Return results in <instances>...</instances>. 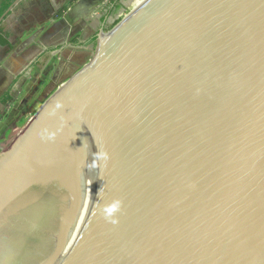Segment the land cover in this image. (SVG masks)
Masks as SVG:
<instances>
[{
    "label": "water",
    "instance_id": "95a60500",
    "mask_svg": "<svg viewBox=\"0 0 264 264\" xmlns=\"http://www.w3.org/2000/svg\"><path fill=\"white\" fill-rule=\"evenodd\" d=\"M111 33L0 155V224L58 192L40 264H264V0H146Z\"/></svg>",
    "mask_w": 264,
    "mask_h": 264
},
{
    "label": "crops",
    "instance_id": "0c3cea01",
    "mask_svg": "<svg viewBox=\"0 0 264 264\" xmlns=\"http://www.w3.org/2000/svg\"><path fill=\"white\" fill-rule=\"evenodd\" d=\"M16 1L0 0V8L13 5L0 23V119L15 97L37 93L30 82L49 77L55 63L61 62L62 50L81 48L93 39L98 23L99 32H104L123 16L119 9L111 13V0ZM60 75L51 76L52 84ZM34 114L28 112L26 122Z\"/></svg>",
    "mask_w": 264,
    "mask_h": 264
},
{
    "label": "rangeland",
    "instance_id": "374dc122",
    "mask_svg": "<svg viewBox=\"0 0 264 264\" xmlns=\"http://www.w3.org/2000/svg\"><path fill=\"white\" fill-rule=\"evenodd\" d=\"M146 0H122L123 6L121 5L118 9L123 16L118 19V23L123 20L129 13L137 9ZM124 11V12H123ZM101 28V23H98L94 27L93 39L87 43H83L81 48L75 50L65 49L61 51V62H56L49 77L44 78L40 81H31V89H35L36 92H43V95L39 93L32 94L33 96L21 94L15 97L13 102H11L10 107L4 113L0 119V155L8 152V150L13 145L16 137L18 136L20 130L27 123L26 114L28 112H35L41 108V106L53 95V93L61 88L66 81L75 75L79 70L89 64L95 57V52L97 48V38L101 33L99 29ZM113 27L105 30L103 35L107 34ZM76 37L75 40H78ZM69 60V61H68ZM66 63V66H65ZM59 66V68H58ZM61 72L60 79L57 81L56 77L53 81H57L52 84V75H57ZM33 89V90H34ZM40 98V99H39Z\"/></svg>",
    "mask_w": 264,
    "mask_h": 264
},
{
    "label": "trees",
    "instance_id": "16d2710c",
    "mask_svg": "<svg viewBox=\"0 0 264 264\" xmlns=\"http://www.w3.org/2000/svg\"><path fill=\"white\" fill-rule=\"evenodd\" d=\"M121 1L122 0H111V13L121 6ZM10 4L0 8V18L6 12ZM63 11H65V9H62L61 15ZM117 23L118 22H115L112 27ZM0 34L2 33L0 32ZM19 207L16 209L15 213L20 214L23 218V220L20 221L22 224L12 226V230L17 232L19 238L12 240V242H16H8L6 244L8 250L12 249L14 253L13 256L16 255V259H14L15 264H36L37 261L34 262V259L37 257L41 242L47 238V235H45L46 232L53 226L52 224L56 211L51 210V207H47L45 203L42 205L35 204L25 206L22 204V206ZM23 236L26 239L25 242Z\"/></svg>",
    "mask_w": 264,
    "mask_h": 264
},
{
    "label": "flooded vegetation",
    "instance_id": "af4514ba",
    "mask_svg": "<svg viewBox=\"0 0 264 264\" xmlns=\"http://www.w3.org/2000/svg\"><path fill=\"white\" fill-rule=\"evenodd\" d=\"M22 202H25L23 205H42L43 203L47 204V207L50 206L51 210L56 211V215L54 216L53 226L50 230L46 232L47 238L41 242L40 248L38 250V254L34 262L36 264H40L44 259H46L53 251L55 246V238L54 234L57 231L59 220L67 208L68 197L66 194H60L58 192L51 193H36L34 195L28 196L22 199ZM22 206V205H21ZM18 206L16 207V209ZM20 208V207H19ZM14 209V210H16ZM16 211L9 210L7 214L3 217V220L0 224V262L3 260V256L11 257V254H8L9 250L7 247L8 242H12V240L19 238L17 232L12 230L13 225H21L20 221L23 220L20 214L15 213ZM24 237V236H23ZM26 241L24 237V242ZM16 242V241H13ZM12 242V243H13ZM10 243V244H12ZM41 251V252H40ZM1 264V263H0Z\"/></svg>",
    "mask_w": 264,
    "mask_h": 264
},
{
    "label": "bare ground",
    "instance_id": "6f19581e",
    "mask_svg": "<svg viewBox=\"0 0 264 264\" xmlns=\"http://www.w3.org/2000/svg\"><path fill=\"white\" fill-rule=\"evenodd\" d=\"M141 5H142V4H141ZM141 5H140V6H141ZM140 6H139V7H140ZM139 7H138V8H139ZM111 35H112V33L109 34V35H103V34H101L100 39H101L102 42H106L107 40H109V38L111 37Z\"/></svg>",
    "mask_w": 264,
    "mask_h": 264
}]
</instances>
